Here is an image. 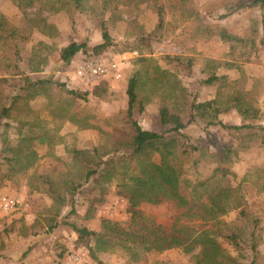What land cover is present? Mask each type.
Wrapping results in <instances>:
<instances>
[{"label": "trees", "instance_id": "trees-1", "mask_svg": "<svg viewBox=\"0 0 264 264\" xmlns=\"http://www.w3.org/2000/svg\"><path fill=\"white\" fill-rule=\"evenodd\" d=\"M18 7L38 6L48 12H60L75 9L83 11L89 0H15ZM155 10L157 21L154 30L148 33L132 34L142 43L136 47L142 56L139 61H146L142 70L136 71L127 81V106L116 119L122 120L123 138H115L97 124L96 114L90 109L77 108L78 100H86L93 94L105 98L110 94L106 81L93 86L91 92H80L67 88L64 82L51 77L31 76L20 66V44L29 39L25 30L11 22L0 10V150L1 161L7 165V178L15 181L20 177L27 179L28 193L43 191L51 199L50 209L58 215L63 207L71 206L70 213H77L73 208L79 199L84 202L85 216L92 218L99 202L106 199L111 184L118 191L128 195L132 208H137L127 226L109 217H102L99 230L91 229L74 221L71 230L76 234L75 244L88 248L92 259L102 264L99 252L123 249L131 262H139L141 257L151 251L163 252L173 247L182 248L190 258V264H240L236 257L224 247L223 240L235 250L248 249L251 258L248 264H257L258 246L261 237L258 220L245 219L249 224L247 234L242 230L232 229L224 233L222 217L232 210L245 205L246 199L241 186L231 187L220 183L219 167L236 161L240 151L256 144L264 146V125L260 124L261 109L259 95L264 92V79H253L251 89L240 87V80L228 81L226 75L210 74L204 83L225 80L230 85L223 101L218 98L197 102L190 99V92L176 73L179 68L188 76L192 75L193 58L191 56L165 55L166 66L159 60L144 55L141 46L150 47L152 39L163 36L166 9L179 13L183 21L191 20L195 25L191 31L194 36H219L229 43L234 51L235 44H246L244 37L229 32L226 28H216L206 21L194 0H150ZM246 5H259L264 9V0H241ZM146 0H100L95 1L100 14L114 11L115 17L123 19V14L138 10ZM85 3V4H84ZM94 8V7H93ZM95 9V8H94ZM101 18V17H100ZM40 30L51 36L57 31L55 25L39 17ZM101 41L93 44L92 52H87L86 42L72 41L60 49L61 61L68 65L80 51L86 57H98L105 49L114 45L105 20H99ZM245 46V45H244ZM252 40L250 47H255ZM150 54V52H148ZM84 57V58H86ZM83 58V59H84ZM211 62L212 60H208ZM232 62H224L232 66ZM12 76V77H9ZM149 78V88H145L143 77ZM262 86L258 88V85ZM22 91H26L23 94ZM45 97L43 110L49 116L45 119L42 111L35 109L30 100L35 96ZM155 95L160 97L159 115L152 129L141 126L139 118L145 105ZM189 108L191 121L202 118L204 127L220 126L228 131L248 132L247 144L237 148L223 145L211 151L208 144L199 145L188 132L181 112ZM235 110L241 117V124H226L219 117L221 113ZM61 121L85 128L97 129L101 140L93 148H71V164L66 170L52 168L40 171L36 164L39 159L38 146L52 147L60 142L58 132ZM17 127L18 137L10 142L8 128ZM53 125V127H49ZM156 153L160 160L156 162L152 155ZM215 164L211 176L204 177L196 169L201 163ZM0 164V174L3 173ZM189 168V170L186 169ZM193 169L189 173L190 169ZM264 190V185L262 187ZM261 189V190H262ZM172 201L176 206L177 216L172 222L171 232L158 228L153 220L143 216L138 209L143 204L160 205ZM243 213V210H241ZM242 231V232H241ZM197 246L200 248L195 252ZM62 252L60 256H62ZM159 262H157L158 264Z\"/></svg>", "mask_w": 264, "mask_h": 264}, {"label": "rangeland", "instance_id": "rangeland-1", "mask_svg": "<svg viewBox=\"0 0 264 264\" xmlns=\"http://www.w3.org/2000/svg\"><path fill=\"white\" fill-rule=\"evenodd\" d=\"M95 1L86 2L83 11L75 9L60 12H48L38 6L18 7L15 0H0V10L8 19L20 29L25 30L29 39L20 44L21 60L20 66L31 76L51 77L64 82L67 88L78 90L82 93L91 92L94 85L106 81L110 87V94L105 98H99L93 94L87 95L86 100H78L77 108L92 110L99 124L105 132L115 138H123L122 120L116 119L117 115L127 106V81L138 70H142L146 61H139L142 56L136 50L142 43L136 41L132 34L148 33L154 30L157 16L152 2L146 0L138 10L130 14L124 13L123 19L118 14L113 17L112 11L100 14L96 8ZM199 11L204 15L207 22L216 28L223 27L229 32L244 37L248 42L244 45L235 44V49H230L229 43L223 42L219 36L207 38L191 35L193 26L191 20L183 21L179 13H173L166 9L167 22L163 30V36L152 39L150 47L141 46L144 55L159 60L162 67L166 66L163 60L165 55L191 56L193 58L192 75L188 76L180 68L176 73L190 92V99L203 102L218 98L223 101L229 91L230 83L225 85V80L214 82L211 85L204 83L210 74L218 76L226 75L228 81L240 80V87L251 89L252 80L264 79V9L259 5L248 6L241 0H194ZM85 4V3H84ZM95 9H94V8ZM39 17L46 18L47 22L55 25L57 31L51 36L40 30L42 23ZM101 17V18H100ZM105 20L108 30L114 41V45L101 52L105 59L119 62L122 77L119 79H107L95 84H87L75 75V66L86 55L79 52L70 64H64L60 59V49L72 41L86 42L89 45L87 52H92L93 44L101 41L99 20ZM255 40L256 46L250 47V42ZM150 52V54L148 53ZM208 60H212L209 62ZM232 62L227 66L224 62ZM173 69V67H168ZM3 74H0L2 76ZM12 77V76H9ZM145 88H149V78L143 77ZM262 85L259 84L258 88ZM26 94V91H22ZM44 96H35L30 104L42 111V116L49 119L43 110L45 106ZM261 109L260 124L264 125V92L258 97ZM160 97L155 95L145 105L144 112L139 118L141 126L152 129L159 115ZM190 109L181 112L186 122V132L197 141L199 145L208 144L209 149L214 151L221 145L228 148H237L247 144V137H243L248 131H228L220 126L204 127V121L197 118L190 120ZM226 124H241V117L235 110L223 112L219 116ZM58 132L62 136L59 143L48 147L38 146L39 159L36 167L40 171L52 168L66 170L71 164V148H93L101 140L97 129H85L72 124L69 121L60 120ZM53 127V125H49ZM17 127L8 128L7 138L10 142L17 139ZM2 142L0 141V150ZM236 161L225 163L219 167L218 178L220 183L231 187L241 186L246 203L239 209L232 210L222 217V230L224 233L232 229L247 234L249 224L245 225V219L249 221L258 220L261 237L258 246L257 264H264V146L256 144L243 149ZM152 159L159 162L160 157L154 153ZM3 173L0 174V194L7 193L14 197V193L8 190L25 192L24 203L18 211L5 212L0 209V260L7 259L6 264H56L55 254L66 252L72 245L78 249L82 248L86 254L87 264H98L95 262L88 248L75 244L69 223L74 221L80 225L92 220L99 224L103 216L118 220L124 226L130 223L131 217L137 208H132L128 195L118 191L115 184H111L106 199L99 202L94 210L92 218L83 219L85 216V203L79 199L73 208L77 213H70L71 206L63 207L58 215L50 209L46 203V194L43 191H27V179L20 177L13 181L4 176L7 173V165L1 161ZM215 164L201 163L196 169L202 176L209 177L213 172ZM189 170L188 167H186ZM191 168L189 173L192 172ZM23 186V187H22ZM23 189V190H22ZM29 189V188H28ZM262 189V190H261ZM109 209L105 214L104 210ZM138 209L143 216L153 220L154 224L161 230L172 234L171 227L177 210L174 202L169 201L160 205L143 204ZM243 210V213L241 212ZM91 223V222H89ZM88 224V223H87ZM226 250L237 258L240 264H248L251 255L248 249L235 250V248L223 240ZM200 248L197 246L195 252ZM73 251L72 253H74ZM80 253V252H79ZM82 254L80 253V257ZM42 257L44 261L42 262ZM98 257L102 264H190V258L180 247H173L163 252L151 251L144 254L139 262L129 261L127 253L116 248L113 251L99 252ZM84 258V255H83ZM84 261V260H83ZM75 262V261H74ZM85 262V261H84ZM79 264V263H76Z\"/></svg>", "mask_w": 264, "mask_h": 264}, {"label": "built area", "instance_id": "built-area-1", "mask_svg": "<svg viewBox=\"0 0 264 264\" xmlns=\"http://www.w3.org/2000/svg\"><path fill=\"white\" fill-rule=\"evenodd\" d=\"M75 75L87 84H95L102 80L119 79L122 77L119 62L105 59L102 56H89L80 60L75 66ZM19 202L7 193L0 194V209L5 212H14L19 209ZM104 210L105 214H109ZM111 215V214H109ZM108 215V216H109Z\"/></svg>", "mask_w": 264, "mask_h": 264}, {"label": "crops", "instance_id": "crops-1", "mask_svg": "<svg viewBox=\"0 0 264 264\" xmlns=\"http://www.w3.org/2000/svg\"><path fill=\"white\" fill-rule=\"evenodd\" d=\"M27 186V191H28V185H26ZM23 187V186H22ZM8 190H10L11 192H13L14 194L13 195H15L14 197L18 200V202H19V204H20V206L19 207H21V205H22V203H24V197H25V192H21V193H19V192H17L15 189L13 190H11L10 189V187H8ZM23 190V189H22ZM44 196H45V200H46V203L49 205V206H51V204H52V201H51V199L48 197V195L47 194H44ZM18 211V210H17ZM15 212V211H14ZM98 215L100 216V217H104L103 216V214L101 213V212H99L98 211ZM89 222H91V223H89ZM88 223V224H87ZM92 223H93V221L92 220H87L86 221V224H83V225H85V226H87V227H89V228H91V229H94V230H99V224H94V226L92 227V226H90V225H92ZM72 236L74 237V239H76V234L72 231ZM83 248V247H82ZM82 248H78V249H76L73 245L70 247V248H68V250L66 251V252H62L63 254H62V256H60V254H61V252H59L58 254H55V256H54V259L57 261V263L56 264H76V263H79V264H87L86 262H88L87 260H86V254H85V252H83V250H82ZM73 251H75L74 253H72ZM82 254L81 256L82 257H80V253ZM83 255H84V258H83ZM44 257H42V262L44 261ZM85 262H84V261ZM7 259H1L0 260V264H6L7 262ZM75 261V262H74Z\"/></svg>", "mask_w": 264, "mask_h": 264}]
</instances>
